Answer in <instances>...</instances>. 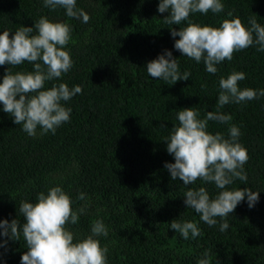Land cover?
Masks as SVG:
<instances>
[{
  "label": "trees",
  "instance_id": "obj_1",
  "mask_svg": "<svg viewBox=\"0 0 264 264\" xmlns=\"http://www.w3.org/2000/svg\"><path fill=\"white\" fill-rule=\"evenodd\" d=\"M76 2L89 14L88 23L68 18L63 8L43 7V0H0V32L11 35L41 16L70 24L66 50L74 66L45 86L64 82L82 87L81 94L62 102L71 108L70 121L55 134L41 135L37 129L35 137L29 136L0 105V220L23 223L17 212L20 202H35L37 193L59 185L72 199L73 210L85 203L77 199L80 192L89 203L78 224L68 225L77 238L89 235L95 220H103L108 236L97 239L108 249V264H197L205 252L209 264H264V97L221 109L240 129L239 143L249 157L244 165L247 184L234 180L229 187L259 191L253 207L245 199L226 217L225 232L219 231V223L209 227L200 221L183 197L187 187L203 186L210 197L220 190L200 180L189 186L179 178L171 180L164 164L174 163V157L163 141L178 124L179 110L192 107L198 118L216 110L220 76L241 71L246 76L241 88L264 89V52L255 47L236 52L212 75L202 62L181 56L173 47L179 37L173 38L170 25L164 24L168 13L157 11L159 0ZM221 2L223 12L196 13L190 19L218 27L231 10L246 27L250 17L264 25V0ZM171 27L178 30L180 25ZM165 49L177 58L181 73L191 72L188 80L168 85L147 74L146 63ZM7 67L0 66V79ZM10 70L32 71V65L25 62ZM208 131L227 138L228 125L209 121ZM174 219L196 222L201 234L183 239L169 227ZM3 240L7 243L0 246V264H21L27 251L23 238Z\"/></svg>",
  "mask_w": 264,
  "mask_h": 264
},
{
  "label": "clouds",
  "instance_id": "obj_2",
  "mask_svg": "<svg viewBox=\"0 0 264 264\" xmlns=\"http://www.w3.org/2000/svg\"><path fill=\"white\" fill-rule=\"evenodd\" d=\"M43 7L65 10L70 19L88 23L90 16L77 7L76 0H43ZM225 5L221 0H159L157 11L167 12L163 17L165 25H170V34L174 40L173 47L181 56L201 62L205 71L212 75L218 72L217 65L231 61L236 52L255 47L257 52H264V25L255 17L248 19L246 27L239 17H234L229 10L227 17L220 21L218 27L198 24L190 17L199 13L223 12ZM186 22V24H185ZM172 25H180L179 29ZM184 25V26H181ZM72 28L66 22H53L41 16L33 26H22L12 32H0V66L7 65L0 79V105L4 113L13 118V123L21 126L22 131L35 137L37 129L44 135L55 134L57 128L70 121L71 108L62 102L71 100L82 93L80 85L69 87L58 81L74 66L70 53L66 50L71 39ZM28 62L32 71L12 72L10 67H17ZM147 74L154 80H161L172 85L178 80H188L190 71L179 70L177 58L165 49L164 53L146 63ZM246 79L245 73L233 71L226 77L218 79L219 94L216 110L207 111L203 118L191 108L177 112L178 124L173 125L169 135L164 138L167 152L174 157V163L165 162L171 180L177 178L183 185L195 184L197 180L214 184L218 191L210 197L205 187H187L184 192V204L199 216V220L213 227L219 223V231L229 228L226 219L237 205L245 199L251 208L259 200V191L249 187L231 189L234 180L247 184L248 176L244 165L249 157L247 149L239 143L240 129L231 124L232 116L221 109L228 104H242L264 97V89L241 88L239 82ZM209 121L228 125V136L208 131ZM166 124H161L165 127ZM85 203L73 210L72 199L59 185L48 187L47 192L37 193L35 202L21 201L17 209L20 220L11 222L0 220V237H7L25 242L27 251L21 254V264H108L107 247H102L97 237H107L108 229L103 220H95L90 227V234L77 238L68 225H76L80 216L89 206L86 195L77 196ZM219 218V219H217ZM172 230L188 240L201 234L194 221L170 222ZM7 240L0 241V246ZM209 253L197 264H209Z\"/></svg>",
  "mask_w": 264,
  "mask_h": 264
}]
</instances>
